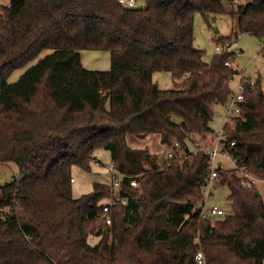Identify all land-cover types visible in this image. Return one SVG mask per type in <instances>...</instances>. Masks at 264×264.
Instances as JSON below:
<instances>
[{"label":"trees","instance_id":"1","mask_svg":"<svg viewBox=\"0 0 264 264\" xmlns=\"http://www.w3.org/2000/svg\"><path fill=\"white\" fill-rule=\"evenodd\" d=\"M145 1L127 8L119 0H11L0 8V164L15 162L20 172L0 184V264H197L198 236L207 264H264L262 196L220 170L232 213L200 219L210 157L191 155L192 138L213 133L215 105L227 104L239 73L226 64L234 52L204 60L196 14L208 24L221 14L238 19L264 54V0L230 11L223 0ZM83 49L110 51L111 68L85 67ZM156 71L172 72L177 86L161 89ZM241 81V113L224 128L240 162L264 176V87L261 78L254 88ZM129 133H158L191 157L160 162L130 147ZM99 148L122 173L139 175V186L122 180L127 203L112 208V224L103 220L111 186L97 182L77 197L71 181L75 166L91 169ZM91 234L101 236L98 244Z\"/></svg>","mask_w":264,"mask_h":264},{"label":"rangeland","instance_id":"2","mask_svg":"<svg viewBox=\"0 0 264 264\" xmlns=\"http://www.w3.org/2000/svg\"><path fill=\"white\" fill-rule=\"evenodd\" d=\"M9 2L10 0H0V6L8 5ZM223 2L227 11H230L232 9L238 10L241 4L248 3L249 0H239L237 3L235 0H223ZM145 4V0H137L136 7L141 8L145 6ZM194 34L195 44L198 48L205 51L204 60L207 62L212 61L216 54V46L220 44L221 39L225 40L229 38L227 41L230 42L231 46L225 50L234 52L232 60H230L233 62L231 66L237 68L239 71L231 81V88L234 91L238 89L239 82L243 77L256 80L255 77H260V75L264 76L263 41L251 33H240L238 19H234L229 14H221L218 15L215 20L212 19L211 24H208L203 15L198 13L195 17ZM49 52L50 50H45L39 57ZM81 55L84 66L89 69L109 70L111 68V53L108 50L83 49L81 50ZM38 59L39 58H36L24 67L17 69L10 76L9 81L18 80L28 67L37 63ZM154 81L161 89H173L177 86L172 72L170 71H156L154 73ZM225 122V112L216 110L214 117L210 121V126L214 131H220L223 129ZM207 136L210 137L211 134ZM194 139L200 141L201 144L206 142L200 135H195ZM126 140L130 147L147 150L153 156L158 157L160 162L166 160L168 158V153L173 150L171 146L162 142L160 134L158 133L150 134L144 138L129 133ZM191 147L195 148V144H192ZM98 161L103 165H100ZM112 164L113 159L111 152L108 149L99 148L95 151V159L91 162L90 170L75 166L73 168V176L76 178L73 184L74 194L79 197L83 194L90 193L93 190L94 184L97 182L110 184L111 173L109 167ZM19 174V167L15 162L0 164V184L3 185L14 180ZM230 192L229 186L221 185L218 190L214 192V196L211 197L209 201L211 203L221 202L222 206L225 207L229 213H232V204L228 198ZM1 197L2 191H0V199ZM107 201H109V199L105 202ZM216 220H212V222L214 223ZM100 240L101 236L97 234H91L88 237V241L91 245L98 244ZM196 242L199 243L198 247L203 249L199 236Z\"/></svg>","mask_w":264,"mask_h":264},{"label":"built area","instance_id":"3","mask_svg":"<svg viewBox=\"0 0 264 264\" xmlns=\"http://www.w3.org/2000/svg\"><path fill=\"white\" fill-rule=\"evenodd\" d=\"M239 0H235L237 3ZM119 3L127 8L136 7L137 0H119ZM230 42H225L223 44H218L216 46V54L227 51L225 49L230 48ZM227 65L231 66L233 62L227 61ZM187 74L191 75L190 72ZM255 81L251 80L252 87H255ZM262 83L264 84V76L262 78ZM245 85L242 81L239 82L238 89L230 96L227 104H216L215 111L221 110L225 112L226 122L223 126V129L220 131H213L211 136L208 137L202 136V139L206 141L205 143H200L196 141L194 137L192 138L195 148H193V154L198 153L199 151H204L210 157L209 165V175L200 185L203 196L200 198L196 207L199 209V218L200 219H210L216 220L222 218L229 214V212L222 206L221 202L211 203L209 199L214 196V192L218 190L221 186L219 182L220 170H231L233 171L240 179V184L245 188H256L259 195L262 196L264 200V176H261L250 170L246 162H240L239 156L235 155L232 151V147L235 146L236 142L233 140L229 141L228 134L225 131V125L229 122H232L233 118L239 116L241 113L240 102L245 98ZM175 149L171 150L168 153V160H179L183 163L187 157L191 155L187 154L185 149H181L178 143H175ZM100 165H103L98 161ZM228 164V165H227ZM111 173V183L109 184L112 189V194L109 197V201L105 202L103 205L105 214L103 220L107 224H112V208L117 204H126L127 199L119 195V189L122 185V180L125 177L130 178V184L132 186H139V175H126L122 173L116 163L109 167ZM72 182L76 181L75 177H72ZM197 239V237H196ZM195 239V241H196ZM200 239V236H199ZM201 242V241H200ZM197 243V242H196ZM199 244V243H198ZM195 261L197 264H207L206 255L203 249H197L195 255Z\"/></svg>","mask_w":264,"mask_h":264},{"label":"crops","instance_id":"4","mask_svg":"<svg viewBox=\"0 0 264 264\" xmlns=\"http://www.w3.org/2000/svg\"><path fill=\"white\" fill-rule=\"evenodd\" d=\"M10 2H11V0H10ZM10 2L8 3V5L10 4ZM5 6H7V5H5ZM5 6H0V7H5ZM260 77H261V81H262L263 76L260 75ZM260 77H255V79L260 78ZM252 78H253V77H252ZM262 85H263V83H262ZM166 160H168V158H167ZM166 160H165V161H166Z\"/></svg>","mask_w":264,"mask_h":264}]
</instances>
